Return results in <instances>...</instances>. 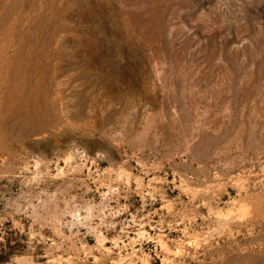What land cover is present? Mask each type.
Returning a JSON list of instances; mask_svg holds the SVG:
<instances>
[{
	"label": "rangeland",
	"instance_id": "1",
	"mask_svg": "<svg viewBox=\"0 0 264 264\" xmlns=\"http://www.w3.org/2000/svg\"><path fill=\"white\" fill-rule=\"evenodd\" d=\"M0 264H264V0H0Z\"/></svg>",
	"mask_w": 264,
	"mask_h": 264
}]
</instances>
